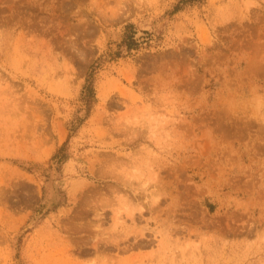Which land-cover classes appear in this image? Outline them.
Listing matches in <instances>:
<instances>
[{
  "label": "rangeland",
  "instance_id": "rangeland-1",
  "mask_svg": "<svg viewBox=\"0 0 264 264\" xmlns=\"http://www.w3.org/2000/svg\"><path fill=\"white\" fill-rule=\"evenodd\" d=\"M0 264H264V0H0Z\"/></svg>",
  "mask_w": 264,
  "mask_h": 264
},
{
  "label": "trees",
  "instance_id": "trees-1",
  "mask_svg": "<svg viewBox=\"0 0 264 264\" xmlns=\"http://www.w3.org/2000/svg\"><path fill=\"white\" fill-rule=\"evenodd\" d=\"M84 91H85V98L86 99H94V91L93 88L90 85H87L84 87Z\"/></svg>",
  "mask_w": 264,
  "mask_h": 264
}]
</instances>
